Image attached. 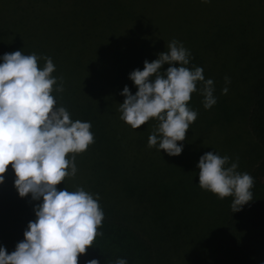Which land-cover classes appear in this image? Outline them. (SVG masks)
<instances>
[{"label": "trees", "instance_id": "1", "mask_svg": "<svg viewBox=\"0 0 264 264\" xmlns=\"http://www.w3.org/2000/svg\"><path fill=\"white\" fill-rule=\"evenodd\" d=\"M60 1L0 0V63L5 53L15 51L51 57L56 66L52 75L58 85L63 77L64 88L53 92L55 107H65L74 121L92 124L95 143L75 154V177L57 185L98 194L105 214L98 229L102 235L79 256L78 264L92 259L114 264L118 258L128 264H173L180 251L188 264L192 257L198 264H264V0H256L258 11L247 9L235 21L240 25L236 45L221 46L216 40L194 46L189 67H202L205 78L214 81L217 103L206 110L200 92L192 94L189 107L199 115L186 139L178 142L183 144L179 156L148 147L157 121L133 130L120 119L119 104L125 100L121 93L125 86L133 95L138 91L129 75L143 70L145 60L82 58L86 47L80 46L65 61L64 47L58 41L50 46L49 31L31 13ZM251 24L258 25L260 35L251 37ZM54 30L57 40L63 31ZM221 52L233 57L227 61ZM38 63L43 67L45 61ZM225 76L231 78L227 95L222 94ZM206 152L228 155L230 163L238 157V171L255 178L253 201L241 211L232 212L231 197L221 200L199 187L198 163ZM15 180L9 165L0 184V246L9 254L25 239L29 222L36 219L35 207L43 202L31 195L21 198ZM218 231L221 240L214 238ZM211 245L219 250L214 256Z\"/></svg>", "mask_w": 264, "mask_h": 264}, {"label": "clouds", "instance_id": "2", "mask_svg": "<svg viewBox=\"0 0 264 264\" xmlns=\"http://www.w3.org/2000/svg\"><path fill=\"white\" fill-rule=\"evenodd\" d=\"M209 3L210 0H201ZM45 61L43 67L39 61ZM193 56L182 42H167V51L144 61L143 70L132 71L129 78L138 91L133 95L125 86L119 104L120 119L133 130L150 120L157 121L148 138L149 148L164 150L169 156L183 152V142L198 111L189 107L192 94L203 96V107L217 103L212 79L204 69L189 67ZM0 63V184L11 165L15 187L21 198L31 195L36 219L30 221L25 239L9 254L0 246V264H78L81 254L93 247L98 229L105 219L98 194L58 189L78 169L75 154L95 143L90 121L72 120L70 112L56 106L53 92H63V77L52 74L56 66L51 57L22 51L5 53ZM169 65L162 71L164 65ZM222 94L227 95L231 78L225 76ZM198 85L201 87L198 88ZM54 86H57L54 89ZM69 154H73L69 159ZM228 155L206 152L199 159V187L219 199L231 197L232 212L241 211L253 201L255 178L240 172L239 158L230 163ZM230 165V166H229ZM87 264H100L92 259ZM114 264H128L118 258Z\"/></svg>", "mask_w": 264, "mask_h": 264}, {"label": "rangeland", "instance_id": "3", "mask_svg": "<svg viewBox=\"0 0 264 264\" xmlns=\"http://www.w3.org/2000/svg\"><path fill=\"white\" fill-rule=\"evenodd\" d=\"M54 4L31 16L43 21L50 46L58 41L64 47L61 56L65 61L70 60L69 54L75 56L80 46L86 47L82 58L99 55L104 59L153 61L167 51V42L173 39L182 42L191 54L194 46L210 41L223 42L221 46L236 45L240 25L235 21L247 9L258 11L256 0H64ZM54 29L64 32L57 34V40ZM249 29L251 37L260 35L257 24ZM220 54L227 61L233 57V53ZM214 238L223 239L219 231ZM215 251L219 250H211V256ZM185 254L180 251L174 255L173 264L190 263L188 256L183 261ZM191 263L198 264V259L192 257Z\"/></svg>", "mask_w": 264, "mask_h": 264}]
</instances>
